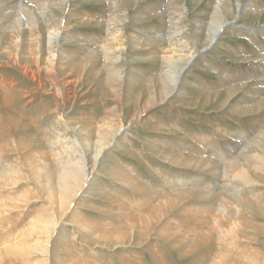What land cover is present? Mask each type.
<instances>
[{
	"label": "rangeland",
	"instance_id": "obj_1",
	"mask_svg": "<svg viewBox=\"0 0 264 264\" xmlns=\"http://www.w3.org/2000/svg\"><path fill=\"white\" fill-rule=\"evenodd\" d=\"M217 1L29 0L34 25L19 27L17 50L14 16L0 13V264H264L255 167L234 179L245 202L227 219L196 189L220 184L218 155L264 123V0H223L222 11ZM212 22L228 25L209 42ZM89 39H106L109 58ZM173 41L188 47L171 53ZM203 150L209 167L194 164ZM168 185L192 191L160 209Z\"/></svg>",
	"mask_w": 264,
	"mask_h": 264
},
{
	"label": "bare ground",
	"instance_id": "obj_2",
	"mask_svg": "<svg viewBox=\"0 0 264 264\" xmlns=\"http://www.w3.org/2000/svg\"><path fill=\"white\" fill-rule=\"evenodd\" d=\"M27 1L29 2V0H0V13H3V12H7L9 14L12 13L11 15L14 16V19L8 23L9 24L8 27L10 29H13L12 31L15 32V34L11 36L12 39L10 40V45H11V47H13V49L15 48L16 50L19 48V46H21L20 45V39H21L20 32L21 31L19 32V30H18L19 27L22 26V23H25L26 22L25 25H27L28 27H30V29L32 30V27L34 25L31 22V20H33V19H30V17H31V15L29 14L30 12H28V10H26V8L24 7V5L22 4L23 2L26 3ZM221 2H223V0H218L217 1V6L215 7V9L217 8L218 11L219 10H221V11L223 10L222 8L219 7V4H221ZM46 7H48V6H46ZM46 7H44L42 4H39L37 9L40 10V11H44V9H46ZM248 7L252 8L253 7V4H250V6H248ZM9 9H11V10H9ZM166 11H167L168 17L170 19L171 18V12L168 11V10H166ZM114 19L116 20L117 18H111L110 17V19L107 21V22L110 21L108 24H111L114 21ZM218 19L219 18H217L215 21H218ZM230 23H232V22H230ZM212 24L210 25V30H209V34H208L209 35V39H210L209 42H211L212 40L217 39L219 37V34L228 25L226 22H220L218 24H214L212 22ZM57 29H53L52 31H50L49 36H48V42H49L48 45H49V49H50V51H49L50 52V56L48 57V59L50 61L49 63H51L50 66H54L53 64H55V62H54L55 57L57 55L59 56L60 55V52H61V51H59L58 46L60 45V40H61L63 34H62L61 30L59 31V29L58 30ZM154 34L155 35L154 36H151V37L169 38L168 36L167 37L163 36V34L160 35V32H157V31ZM116 35H118V34H116ZM18 36H19V38H18ZM34 37H36V36H34ZM137 40H138V38H137ZM32 42H34L36 44L37 43L40 44L39 37L33 38L32 39ZM88 42H89L88 49L91 47L90 51H92V50L93 51H96V52L99 51L100 53H102V55L105 57V59H108L109 58V55H110V52L111 51L109 50L110 47L107 48L108 42H107L106 39L104 41H102L103 43H101V42L98 41L99 44L98 45H94V46H93V42L90 39H89ZM180 42L175 43V41H173V43L177 44V47H180V48H177L176 45L174 44L175 47H172L170 49V52L171 53L183 52L184 49L188 47V45H186V44L184 46L180 45L179 44ZM31 44H33V43H31ZM178 45H180V46H178ZM97 46H98V48H97ZM11 49L9 48V50H11ZM163 50L166 51L165 49H163ZM90 51H89V54H91ZM163 53H165V52H163ZM12 54H13L12 56H10V54H9V57L10 58L13 57V60L15 61L16 58H17V57L15 58L16 52H13ZM193 55H195V54L192 53L190 55V58L187 59V61L185 62L184 65H182L178 69L176 68L177 71L170 70V71H173V72H171L169 74V77H167V80L163 79V80L166 81L165 82L166 83V88H165V90L163 92V94H165V97H169L172 94L173 91L177 90V87H178L177 85H178V82L180 80V77H181V74L183 72V69H185L186 64L193 59ZM60 57H61V55H60ZM64 57H66V55ZM60 60H61V58H60ZM53 69H55V68H53ZM49 70H51L50 67H49ZM23 71H26V69L23 70ZM257 92H258V96L261 95V94L263 96V98H261V100L257 104H259V105L260 104H263L264 103V86H263L262 91L260 90V91H257ZM258 96H257V98H259ZM242 134L243 133H241L238 137L239 138H243L242 139L243 142L238 143L234 147L228 148V151L226 153V156H222L221 157V154L218 155V157L226 160V161H222L220 159V162L218 163L219 167L217 169H212L213 173L216 176H218L219 178H222V181L220 182V184L219 183H216L214 187L212 185V186H207L205 188H202V187L196 188V189H202V193L204 194V197L209 198V199H212V202L211 203H212V207H214V210L213 211L216 212V210H218L220 212V214H221V217L223 219H227L226 216H228V210L230 209V205H232V203H234V205L238 206V204L245 202L244 196L242 195V192H241V190H242V188H241L242 185L241 184L242 183L240 184V183H237V182H233L234 179L236 181H237V179H241V181H243L244 178L247 177V171L246 170H254V169H252L253 168L252 166L255 167L254 176H252V179H251L252 181L257 180L259 177H264V123L260 124L257 133L255 134V136L253 138H251L249 140V142L244 140V138H247V137L242 136ZM210 140L208 139V141H210ZM204 141H206V139ZM206 146H210L209 142H208V144H206ZM180 148L183 149V146H180ZM101 153L102 152H101V148H100V150L97 151V155L95 154L96 155V158L99 155H101ZM201 155L202 156L200 157V160L198 162L194 163V164L195 165L196 164H198V165L199 164H204L205 167H209L210 164H209L208 160H210L211 158L214 157L213 151L211 152V151H207V150L205 151V150H203ZM176 160H178V161H176ZM176 160L174 162H180L181 161L179 158H176ZM187 162L190 163L191 161H187ZM89 174H90L89 171H84V173H83V175L85 176V178H88V175ZM68 175H69V173H68ZM68 175L63 173L61 175V177L63 178V177H66ZM180 180H182V179L180 178ZM182 181H184V180H182ZM202 184L203 183H200L198 180H193V182H191V186H201ZM203 185H205V184H203ZM168 188H170V190H168V192L164 193V197H163V199L161 200V203H160V209L162 207L163 208L164 207H169L172 204H174V203H176L178 201L183 200L185 198V196H187L188 193L190 191H192L191 188H187L186 189V188H178V187L176 188V187H174V189H173V187L170 186V185H168ZM217 188L219 189V191H217ZM211 190H214V191L211 192ZM215 200H218L217 203H214ZM141 211H139V212H141ZM208 211H209L208 209L206 211V208H203V212L204 213H206ZM144 215L145 214H141L140 216L139 215L138 216L139 217H142ZM143 220H144V218L141 219V220H139V224L142 223Z\"/></svg>",
	"mask_w": 264,
	"mask_h": 264
},
{
	"label": "water",
	"instance_id": "obj_3",
	"mask_svg": "<svg viewBox=\"0 0 264 264\" xmlns=\"http://www.w3.org/2000/svg\"><path fill=\"white\" fill-rule=\"evenodd\" d=\"M213 42H214V41H213ZM213 42H212V43H213ZM190 62H191V61H189V62L187 63V66L190 64ZM187 66L185 67V69L187 68ZM185 69H183V71H184Z\"/></svg>",
	"mask_w": 264,
	"mask_h": 264
}]
</instances>
